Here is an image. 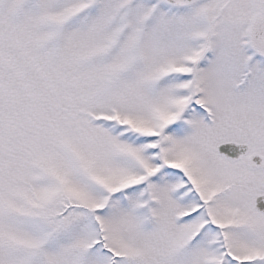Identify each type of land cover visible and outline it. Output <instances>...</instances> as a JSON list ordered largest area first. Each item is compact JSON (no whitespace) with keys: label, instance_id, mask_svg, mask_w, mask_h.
Instances as JSON below:
<instances>
[{"label":"snow or ice","instance_id":"6c2138e0","mask_svg":"<svg viewBox=\"0 0 264 264\" xmlns=\"http://www.w3.org/2000/svg\"><path fill=\"white\" fill-rule=\"evenodd\" d=\"M0 264H264V0H0Z\"/></svg>","mask_w":264,"mask_h":264}]
</instances>
